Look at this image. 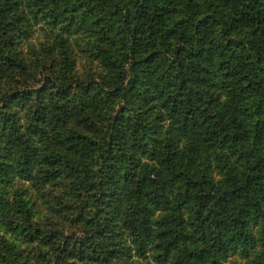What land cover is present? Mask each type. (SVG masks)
I'll use <instances>...</instances> for the list:
<instances>
[{
    "label": "trees",
    "instance_id": "obj_1",
    "mask_svg": "<svg viewBox=\"0 0 264 264\" xmlns=\"http://www.w3.org/2000/svg\"><path fill=\"white\" fill-rule=\"evenodd\" d=\"M0 264H264V0H0Z\"/></svg>",
    "mask_w": 264,
    "mask_h": 264
}]
</instances>
